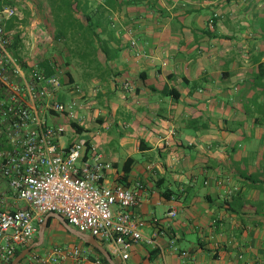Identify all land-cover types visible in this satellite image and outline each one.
Instances as JSON below:
<instances>
[{
  "label": "crops",
  "instance_id": "obj_1",
  "mask_svg": "<svg viewBox=\"0 0 264 264\" xmlns=\"http://www.w3.org/2000/svg\"><path fill=\"white\" fill-rule=\"evenodd\" d=\"M15 6L22 61L51 60L61 82L58 56L73 61L65 59L72 83L62 84L57 99L76 102L80 111L75 107L74 118L46 114L45 122H75L85 131L71 127L58 143L88 138L112 165L106 183L139 193L131 214L143 222V239L127 260L111 254L116 264H264V0H17ZM90 23L104 25L101 46L89 43ZM29 24L43 33L37 62L22 58ZM129 159L134 165L126 174ZM27 207L0 172V210ZM48 217L44 242L22 264L54 246L84 247L76 240L46 245L57 226L71 234L54 214L38 224L29 247Z\"/></svg>",
  "mask_w": 264,
  "mask_h": 264
},
{
  "label": "built area",
  "instance_id": "obj_2",
  "mask_svg": "<svg viewBox=\"0 0 264 264\" xmlns=\"http://www.w3.org/2000/svg\"><path fill=\"white\" fill-rule=\"evenodd\" d=\"M16 2L0 0V172L28 207L0 210V260L10 264L18 249L30 246L48 214L62 216L81 233L104 242L112 255L127 260L133 245L143 239V222L131 214L141 203L139 193L106 183L112 165L88 138L67 147L58 143L68 130L48 125L45 115L74 118L76 102L57 99L63 89L59 75L46 76L38 62L27 63L25 70L13 55L16 32L7 26L18 17ZM68 262L105 264L76 245L30 255V264Z\"/></svg>",
  "mask_w": 264,
  "mask_h": 264
},
{
  "label": "trees",
  "instance_id": "obj_3",
  "mask_svg": "<svg viewBox=\"0 0 264 264\" xmlns=\"http://www.w3.org/2000/svg\"><path fill=\"white\" fill-rule=\"evenodd\" d=\"M67 1H68V3H69V0H67ZM71 5H72V4H69L68 6L71 7ZM14 27H15L14 22L11 21L10 23H8L7 29H8V30H12V29H14ZM84 31H85V32H89V33L91 34V35H90V36H91V40H89L90 45L93 44L94 42H98L99 45L101 46V43H102V34L104 33V25H103V23H93V24L90 23V24H88L87 28H85ZM21 42H22L21 36H20V35L15 36V38H14V43H13V45H12V47H11V50H12L13 55L18 59V61H19L20 63L23 64L24 69L27 70V69H26V68H27V64H26L24 61H22L21 56H20L19 48H20V46H21ZM39 64H40L41 68L44 70V74H45L46 76H52V75L57 74L56 66H55L54 63H52L51 60H45L44 62L39 63ZM66 76H67V78H65V79L63 78V79H62V84H63V85H69V84L72 83L70 72H67V73H66ZM71 127H72L73 129H75V130H76L77 132H79V133H82V132L85 131L83 128L79 127L75 122H72V123H71ZM126 164H127V165H126V170H125V172H126V174H128V173L131 171V169H132V167H133V165H134V160H133V159H129V160L127 161ZM51 222H52V219L49 220V222H48V227L50 226ZM68 233H69V232H68ZM69 234H70V233H69ZM70 235H71V234H70ZM77 240H78L79 242H81V243L84 245V247L91 249L92 252L94 253V255H95V256H98V257H99V258H100L105 264H109V263L107 262V260L101 255V253H100L97 249L93 248V247L90 246L89 244L83 243V242H82L81 240H79V239H77ZM98 241H99L103 246H105V243H104V242H102V241H100V240H98ZM35 242H36V241H35ZM26 248H29V246H27V247H25V248L18 249V250L16 251V253H15V255H14L12 261L10 262V264H12L13 260H14L17 256H19V255L21 254V252H22L24 249H26ZM27 257H28V256H27ZM27 257H26V258H27ZM26 258H25V259H26ZM25 259H24V260H25ZM24 260H22V262H21L20 264H22V263L24 262Z\"/></svg>",
  "mask_w": 264,
  "mask_h": 264
},
{
  "label": "rangeland",
  "instance_id": "obj_4",
  "mask_svg": "<svg viewBox=\"0 0 264 264\" xmlns=\"http://www.w3.org/2000/svg\"><path fill=\"white\" fill-rule=\"evenodd\" d=\"M37 26H38V24H29V27H30V30L29 31H27V34H28V38H27V41H28V45H27V47L29 48V49H26L27 51V53H26V55L24 56L23 54H22V58L23 59H28V60H30V59H32L33 60V62L35 61V62H37V60H38V57H37V52H39L38 50H40V48H38V46L41 44L40 42H39V45L37 44V42L39 41V40H41V41H43V39H40V38H42V35H43V33L41 34V35H39V33H38V31H37ZM30 32V33H29ZM45 35V37H44V39H45V41L47 42V40L49 39V41H50V38H52L51 37V35L49 34V33H45L44 34ZM91 35V34H90ZM38 40V41H37ZM62 47L61 46H59V49H61ZM59 52V51H58ZM58 52L57 53H55L57 56L59 55L58 54ZM30 53V54H29ZM55 56V55H54ZM66 57V54H64L63 56H61V55H59L58 56V58H59V60H58V62L60 61L61 63V72H62V74H61V77H62V79L64 78H67V76H66V73L67 72H70V69H69V67H67V65L65 64V59H69L71 62H73L70 58H71V56L68 54L67 55V58H65ZM79 72V71H78ZM67 86V85H66ZM64 87H65V85H64ZM78 105V104H77ZM78 106H76V111H80L78 108H77ZM80 113V112H79ZM48 114H52V113H48ZM47 120H48V123L49 124H52V118L50 117V116H48V118H47ZM89 124V123H88ZM87 124V125H88ZM65 126H66V128H67V130H68V132L65 134V140L67 139V137H69L70 136V132H71V126L69 125V123H66L65 124ZM92 126V125H91ZM97 132H98V130H97ZM118 134V130L116 129V128H114L113 129V135L114 134ZM88 134V133H87ZM86 134V135H87ZM56 224L57 225H59V223L58 222H56ZM65 229H63V227L62 226H57V229L55 230V231H51V232H49V236L47 237V241H46V245H48V246H53V245H62V244H69V243H72V242H74V240H76V241H78L77 239H75V238H73V237H71L70 235H68L67 234V232L66 231H64Z\"/></svg>",
  "mask_w": 264,
  "mask_h": 264
},
{
  "label": "water",
  "instance_id": "obj_5",
  "mask_svg": "<svg viewBox=\"0 0 264 264\" xmlns=\"http://www.w3.org/2000/svg\"><path fill=\"white\" fill-rule=\"evenodd\" d=\"M54 215H55V218L59 220L72 235H74L76 238L80 239L84 243L89 244L93 248L97 249L101 253V255L107 260L109 264H116L109 250H107L104 246H102L94 236L81 233L77 229L70 226L62 216L58 214H54ZM48 221H49V217L40 226L38 242L35 245L24 249L21 252V254L13 260L12 264H20L22 260H24L35 247L40 246L44 242L45 230L47 228Z\"/></svg>",
  "mask_w": 264,
  "mask_h": 264
}]
</instances>
